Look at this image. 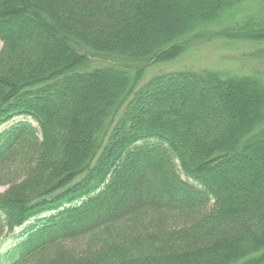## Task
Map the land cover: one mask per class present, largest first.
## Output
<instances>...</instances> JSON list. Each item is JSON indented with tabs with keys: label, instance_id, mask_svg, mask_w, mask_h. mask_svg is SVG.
Returning <instances> with one entry per match:
<instances>
[{
	"label": "trees",
	"instance_id": "1",
	"mask_svg": "<svg viewBox=\"0 0 264 264\" xmlns=\"http://www.w3.org/2000/svg\"><path fill=\"white\" fill-rule=\"evenodd\" d=\"M259 4L0 0V264H264V76L144 82Z\"/></svg>",
	"mask_w": 264,
	"mask_h": 264
},
{
	"label": "rangeland",
	"instance_id": "2",
	"mask_svg": "<svg viewBox=\"0 0 264 264\" xmlns=\"http://www.w3.org/2000/svg\"><path fill=\"white\" fill-rule=\"evenodd\" d=\"M261 7H264V0H257ZM252 11H257L256 6H250ZM257 48H264V45L256 46L242 43H224L221 41H209L199 39L194 42L187 52L175 61L158 65L150 68L144 78V82L158 73H168L182 70H212L221 73L249 74L250 72L259 71L264 76V61H252L247 55ZM105 63L100 60H92V66H103ZM18 121L14 119L12 122ZM9 124L0 127V132ZM257 174V172H255ZM183 178V177H182ZM184 179V178H183ZM4 188H0V194ZM28 224L24 225L26 227ZM22 228V229H23ZM21 229H16L14 234H19ZM2 236H0L1 241ZM14 245V240H7L0 248V253Z\"/></svg>",
	"mask_w": 264,
	"mask_h": 264
}]
</instances>
